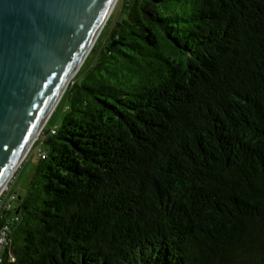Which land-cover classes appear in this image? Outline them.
Listing matches in <instances>:
<instances>
[{"label":"trees","instance_id":"obj_1","mask_svg":"<svg viewBox=\"0 0 264 264\" xmlns=\"http://www.w3.org/2000/svg\"><path fill=\"white\" fill-rule=\"evenodd\" d=\"M114 10L0 212L6 264H264V0Z\"/></svg>","mask_w":264,"mask_h":264},{"label":"water","instance_id":"obj_2","mask_svg":"<svg viewBox=\"0 0 264 264\" xmlns=\"http://www.w3.org/2000/svg\"><path fill=\"white\" fill-rule=\"evenodd\" d=\"M115 3L0 0V193Z\"/></svg>","mask_w":264,"mask_h":264},{"label":"rangeland","instance_id":"obj_3","mask_svg":"<svg viewBox=\"0 0 264 264\" xmlns=\"http://www.w3.org/2000/svg\"><path fill=\"white\" fill-rule=\"evenodd\" d=\"M121 16H122L121 6H118L114 10L113 18L110 21V23L108 24V27H107L106 32H105V35H107L111 31V29L113 28L115 22L118 19H121ZM95 45H96V43H95ZM95 45L93 46L91 51L94 49ZM94 56H95V54H93L92 57L90 58V60L87 62L86 67L92 62ZM67 112L68 111H66V102L64 101V102H62L60 104L58 102V104L54 108L51 116L49 117L48 121H46L45 126H46V124H48V129L49 130L58 129L64 123L65 118L67 116ZM38 139L33 144V146L30 148V150L27 153V155L25 156L24 164L22 165L23 162L20 164V166L16 170L15 174L13 175V177L11 178V180L9 181L7 186L4 188L3 193L1 194V198L5 197L7 199L6 202L10 201L9 197L14 196L15 198L12 199V202H13L14 205H16L17 204V197L25 195L27 187H28V181H29V179L31 177L32 169H33V167L35 166V163L38 160L39 152H40V150L44 149V147L41 146V143L38 142ZM29 153H30V155H29ZM27 156H28V158H27Z\"/></svg>","mask_w":264,"mask_h":264},{"label":"built area","instance_id":"obj_4","mask_svg":"<svg viewBox=\"0 0 264 264\" xmlns=\"http://www.w3.org/2000/svg\"><path fill=\"white\" fill-rule=\"evenodd\" d=\"M1 194H0V212L2 210L12 211L14 208L12 199H14L15 197L14 196L9 197L10 201L6 202L7 199L5 197L1 198ZM15 219L17 218L15 217ZM12 220H13V216H10V217L4 218L2 222L0 223V264H6V260L4 257V250L9 241V233L11 229Z\"/></svg>","mask_w":264,"mask_h":264},{"label":"bare ground","instance_id":"obj_5","mask_svg":"<svg viewBox=\"0 0 264 264\" xmlns=\"http://www.w3.org/2000/svg\"><path fill=\"white\" fill-rule=\"evenodd\" d=\"M117 1H118V0H116L115 5L117 4ZM114 7H115V6H114ZM114 7L112 8V10L114 9ZM112 10L110 11V13L108 14V16L106 17V19H105L103 25L100 27V29H99V31H98L96 37H95L94 40L91 42V45H90L89 49L86 51V53H85V55H84V59L87 57V55L89 54V52L91 51V49H92L93 46L95 45V43H96V41H97L99 35L101 34V32H102L104 26L106 25V23H107V21H108L110 15H111V13H112ZM81 65H82V61L78 64V67H81ZM78 67H77V68H78ZM79 69H80V68H79ZM78 71H79V70H78ZM72 78H73V74H72V75L68 78V80L66 81V85H69V84H70ZM60 98H61V97H60ZM56 104H57V102H55V104L53 105V108H55ZM53 108H52V110H53ZM45 123H46V120H45V121L39 126V128H38V130H37L35 136L32 138V140H31L29 146L27 147L26 151H25L24 154L22 155L20 161L16 164L15 169L12 171L11 175H10L9 178L7 179L6 184L4 185V188L7 186V184L9 183V181L11 180V178L13 177V175L15 174L16 170L18 169L19 165H20V164L22 163V161L24 160V158H25V156L27 155V153L29 152L30 148L33 146V144H34V143L37 141V139L40 137L41 133H42L43 130H44ZM4 188H3V190H4ZM3 190L1 191V193L3 192ZM1 193H0V194H1Z\"/></svg>","mask_w":264,"mask_h":264}]
</instances>
